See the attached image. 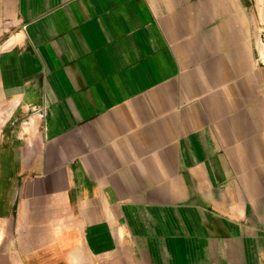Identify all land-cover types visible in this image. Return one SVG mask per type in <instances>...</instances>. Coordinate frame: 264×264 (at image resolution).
<instances>
[{"label":"crops","instance_id":"crops-1","mask_svg":"<svg viewBox=\"0 0 264 264\" xmlns=\"http://www.w3.org/2000/svg\"><path fill=\"white\" fill-rule=\"evenodd\" d=\"M235 1L0 0V264H78L131 189L264 155Z\"/></svg>","mask_w":264,"mask_h":264},{"label":"rangeland","instance_id":"rangeland-1","mask_svg":"<svg viewBox=\"0 0 264 264\" xmlns=\"http://www.w3.org/2000/svg\"><path fill=\"white\" fill-rule=\"evenodd\" d=\"M235 2L243 7L242 28L228 29V39L242 51L231 50L230 59L243 69L247 86L240 94L249 116L248 107L258 103L257 133L264 137V87L249 80L251 63L264 78V0ZM246 149L247 155L226 157L238 159L226 172L196 171V187L179 171L157 181L173 176L178 187L131 189L139 203L116 205L114 221L93 235L78 264H264V229L251 225L264 220V155L256 156L251 144Z\"/></svg>","mask_w":264,"mask_h":264},{"label":"bare ground","instance_id":"bare-ground-1","mask_svg":"<svg viewBox=\"0 0 264 264\" xmlns=\"http://www.w3.org/2000/svg\"><path fill=\"white\" fill-rule=\"evenodd\" d=\"M188 155H189V154H188ZM263 169H264V168H263ZM160 173H161V172H160ZM254 175H255V174H254ZM259 178H260V177H259ZM245 179H246V178H245ZM261 179H262V178H261ZM252 187H253V186H252ZM251 191H252V190H251ZM254 191H255V190H254ZM248 193H249V192H248ZM248 193H247V194H248ZM243 194H244V193H243ZM256 197H257V196H256Z\"/></svg>","mask_w":264,"mask_h":264}]
</instances>
